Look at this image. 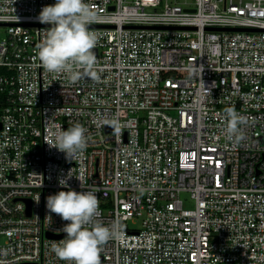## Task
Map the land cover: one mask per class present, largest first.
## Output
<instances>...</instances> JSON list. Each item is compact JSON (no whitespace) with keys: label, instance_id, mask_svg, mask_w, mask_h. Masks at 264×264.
Listing matches in <instances>:
<instances>
[{"label":"built area","instance_id":"built-area-1","mask_svg":"<svg viewBox=\"0 0 264 264\" xmlns=\"http://www.w3.org/2000/svg\"><path fill=\"white\" fill-rule=\"evenodd\" d=\"M85 2L96 62L72 83L36 55L55 0H0V264H68L46 199L69 172L115 226L100 264H264V0ZM77 124L68 159L54 136Z\"/></svg>","mask_w":264,"mask_h":264},{"label":"clouds","instance_id":"clouds-1","mask_svg":"<svg viewBox=\"0 0 264 264\" xmlns=\"http://www.w3.org/2000/svg\"><path fill=\"white\" fill-rule=\"evenodd\" d=\"M96 11L85 0H55L44 6L39 13L41 24L49 25L43 41L37 46L36 55L42 66L49 72L64 73L72 83L80 81L85 75H92L96 62L93 49L96 37L89 25L96 19ZM228 138L240 132L243 122L234 109L227 110ZM87 129L73 125L66 130L60 128L55 133L57 150L71 159L87 144ZM70 173V172H69ZM67 178H59L58 184L67 191H59L46 199V208L67 221L62 232L65 238L53 242L57 258L68 264H100L101 246L116 235L115 226L107 227L99 222L93 223L98 213L99 202L94 191H76L69 187ZM51 220V215L47 217ZM92 224V227L88 225Z\"/></svg>","mask_w":264,"mask_h":264},{"label":"water","instance_id":"water-1","mask_svg":"<svg viewBox=\"0 0 264 264\" xmlns=\"http://www.w3.org/2000/svg\"><path fill=\"white\" fill-rule=\"evenodd\" d=\"M89 28H92V26H89ZM132 29H136V30H142V29H146V28H143V27H133ZM153 29H157V30H165V28H153ZM177 30H187V28H176ZM212 31H216V32H219V31H223L222 29H217V28H214V29H210ZM230 31H246V32H252V31H257V30H254V29H236V30H233L231 29ZM24 203L27 205V215L28 216H31V209H32V202L29 201V200H25Z\"/></svg>","mask_w":264,"mask_h":264},{"label":"rangeland","instance_id":"rangeland-1","mask_svg":"<svg viewBox=\"0 0 264 264\" xmlns=\"http://www.w3.org/2000/svg\"><path fill=\"white\" fill-rule=\"evenodd\" d=\"M182 197L185 200L188 199V198H190V196L188 194H183ZM188 207L189 208H192L193 205H189ZM129 227H130V229H134V230L140 229L142 227V222L139 221V220H134V221H132V222L129 223Z\"/></svg>","mask_w":264,"mask_h":264}]
</instances>
